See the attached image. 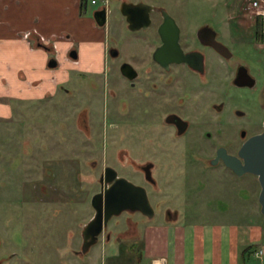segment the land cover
Returning a JSON list of instances; mask_svg holds the SVG:
<instances>
[{"label":"rangeland","instance_id":"obj_1","mask_svg":"<svg viewBox=\"0 0 264 264\" xmlns=\"http://www.w3.org/2000/svg\"><path fill=\"white\" fill-rule=\"evenodd\" d=\"M95 1L88 0L89 10L105 6L104 0ZM122 1L161 5L178 20L186 17L195 23L213 24L232 47L235 61H244L256 80L253 87L229 84L219 98L246 112V125L252 133L262 129L264 65L259 61L263 53L254 47L261 42L255 40V18L245 8L247 0H107L109 14L100 27L103 36L98 33L97 37H102L101 44L117 45L129 57L138 37V51L146 55L149 48L143 32L126 26L120 12ZM91 16L94 18L93 12ZM242 40L250 45L240 46ZM73 44L78 50L86 45L78 39ZM106 65L101 57L94 74L85 66H75L64 85L70 92L60 89L37 103L13 104V116H0V264H100V256L95 263L89 260V254L98 248L84 253L80 249L83 228L94 214L91 196L100 190L104 166L148 186L130 161L137 160L135 155L118 156L107 147L106 137L111 140L116 124L127 129L128 121L119 111L120 99L107 92ZM111 74L109 81L118 85L117 74ZM128 131L133 134L131 127ZM240 141L237 138L236 148ZM172 186L168 193L181 189L186 199L169 204L179 208L188 221L242 220V208L246 214L253 206L254 211L259 210L260 185L254 174L232 175L222 166L208 167L206 160L197 167L188 164ZM121 216L135 215L123 212ZM138 218L141 222L162 219L158 214L152 219L140 214Z\"/></svg>","mask_w":264,"mask_h":264},{"label":"flooded vegetation","instance_id":"obj_2","mask_svg":"<svg viewBox=\"0 0 264 264\" xmlns=\"http://www.w3.org/2000/svg\"><path fill=\"white\" fill-rule=\"evenodd\" d=\"M106 4L107 0L103 6L107 14ZM153 6L149 26L136 30L146 36L144 40L149 48L146 55L138 51L140 37L129 57L117 45H105L103 62L107 64L104 73L107 92L120 99L119 111L128 121L127 129H122L123 124L118 123L116 131L111 133V140L106 139L107 147L116 155H135L137 160L130 158V161L148 186L133 183L146 189L153 217L158 214L168 219L181 214L179 208L169 203L182 202L181 198L186 199V195L181 189L170 194L168 188L172 190V183L186 166L197 167L206 160L208 167L222 166L235 175L221 158H217L218 151L236 156L248 137L262 131L264 120L262 129L252 133L246 125V112L219 98L221 92L226 93L229 84L237 86L234 79L240 67H246L253 76L244 61H235L232 47L221 37L219 30L209 22L195 23L186 17L178 20L163 6ZM162 11H166L172 20H165ZM233 43L237 44L236 39ZM239 43L246 48L250 45L243 40ZM69 57L78 63V53L76 58ZM109 61L115 65L111 66ZM123 63L131 66L128 75L122 71ZM112 72L118 76L116 86L108 79ZM130 127L133 134L128 131ZM237 138L241 141L236 148ZM106 167L122 176L110 165L104 166L103 173ZM103 173L99 176V191L105 187L100 181ZM123 212L143 215L130 210L119 215Z\"/></svg>","mask_w":264,"mask_h":264},{"label":"crops","instance_id":"obj_3","mask_svg":"<svg viewBox=\"0 0 264 264\" xmlns=\"http://www.w3.org/2000/svg\"><path fill=\"white\" fill-rule=\"evenodd\" d=\"M95 10H89L88 0L84 7L82 0H0L1 118L13 116V104L51 98L60 89L68 92L64 85L75 66L97 67L105 44L97 37L103 36V28L91 16ZM108 14L109 8L106 21ZM75 39L86 45L76 49ZM255 45L264 65V43ZM72 49L81 56L78 63L69 57ZM53 57L58 64L49 67ZM242 209L244 218L233 221H188L180 214L141 222L139 214L114 216L107 234L87 250L98 248L89 260L95 263L100 256V264H264V215L260 205L250 214Z\"/></svg>","mask_w":264,"mask_h":264},{"label":"water","instance_id":"obj_4","mask_svg":"<svg viewBox=\"0 0 264 264\" xmlns=\"http://www.w3.org/2000/svg\"><path fill=\"white\" fill-rule=\"evenodd\" d=\"M153 9H155L153 5L145 2L123 1L120 4V12L125 16L128 28L132 31L146 29L149 26V14ZM162 12L165 20H172L166 11ZM93 17L99 26H104L106 9L95 10ZM161 35L163 37L164 34L161 32ZM70 55L73 58L77 57L75 51H72ZM56 65V60L51 58L48 66L55 67ZM130 70L131 66L128 63L122 64L123 73L128 75ZM234 82L238 87H253L256 80L247 71V68L242 66L239 68ZM218 157L236 175L251 173L257 177L260 185L258 202L260 212L264 215V124L262 131L251 135L243 142L236 156L227 155L223 150H219ZM100 181L105 184V187L91 196L94 214L83 228L81 253L86 252L97 242L111 218L119 215L122 211H139L148 218H152L154 215L147 191L143 186L119 176L111 167L105 168Z\"/></svg>","mask_w":264,"mask_h":264},{"label":"built area","instance_id":"obj_5","mask_svg":"<svg viewBox=\"0 0 264 264\" xmlns=\"http://www.w3.org/2000/svg\"><path fill=\"white\" fill-rule=\"evenodd\" d=\"M95 0H92L94 3ZM106 3V0L104 1ZM246 10H248L254 18L262 16L264 21V0H247ZM263 43H264V22H263Z\"/></svg>","mask_w":264,"mask_h":264},{"label":"trees","instance_id":"obj_6","mask_svg":"<svg viewBox=\"0 0 264 264\" xmlns=\"http://www.w3.org/2000/svg\"><path fill=\"white\" fill-rule=\"evenodd\" d=\"M85 1L86 0H82V7L85 6ZM263 18L262 16H257L255 18V23H254V34H255V40L262 42L263 40Z\"/></svg>","mask_w":264,"mask_h":264}]
</instances>
